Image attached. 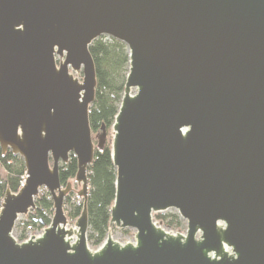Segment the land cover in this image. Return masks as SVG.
Segmentation results:
<instances>
[{
	"label": "water",
	"instance_id": "water-1",
	"mask_svg": "<svg viewBox=\"0 0 264 264\" xmlns=\"http://www.w3.org/2000/svg\"><path fill=\"white\" fill-rule=\"evenodd\" d=\"M102 36L130 56L113 125L111 224L136 240L109 232L93 251L89 48ZM106 140L103 127L99 148ZM0 147L26 167L0 211V264H264V0H0ZM72 156L84 206L68 228L72 183L60 167ZM42 188L51 224L18 242L17 222ZM171 209L186 234L154 220Z\"/></svg>",
	"mask_w": 264,
	"mask_h": 264
},
{
	"label": "trees",
	"instance_id": "trees-1",
	"mask_svg": "<svg viewBox=\"0 0 264 264\" xmlns=\"http://www.w3.org/2000/svg\"><path fill=\"white\" fill-rule=\"evenodd\" d=\"M94 59L97 87L95 100L91 105L89 121L92 134L102 132L105 127L107 140L103 148L95 146V158L88 169L89 194L87 197V213L89 220L88 242L94 247L101 246L109 232L115 228L111 224V209L116 198V168L112 159V143L108 141V132L112 131L120 104L125 92V84L130 68V56L127 46L113 38L102 36L95 40L90 48ZM5 173L1 178L0 172V211L7 190L18 193L22 182L26 179V167L21 156L11 150L4 152L0 147V171ZM78 172L77 159L72 156L68 163L60 167V180L66 186L76 184ZM72 187L67 196L71 211L67 213L69 220L80 217L83 211L84 199L81 203H71L75 194ZM54 215V203L50 193L36 198V209L26 215L28 224L43 229L51 224ZM154 220L173 230H179L180 215L175 213H155ZM20 239L24 241L26 234L22 232Z\"/></svg>",
	"mask_w": 264,
	"mask_h": 264
},
{
	"label": "rangeland",
	"instance_id": "rangeland-1",
	"mask_svg": "<svg viewBox=\"0 0 264 264\" xmlns=\"http://www.w3.org/2000/svg\"><path fill=\"white\" fill-rule=\"evenodd\" d=\"M71 73L76 77L78 78L81 82L83 81V72L80 71V72H76V71H73L71 70ZM102 132L101 131H98L97 133H93V140H94V143H95V146H97V143H98V136L101 134ZM113 138H114V132H113V129L112 131L108 132V141L110 143L113 142ZM1 178H4L5 176V173L1 170ZM72 187L74 188V190L76 191L75 194L72 195V200H71V203H76V204H79L83 201V197H80L78 195L79 191L82 189V185L81 184H78L76 182L75 183H72ZM48 190L46 188H42L41 191H40V194L39 196L41 197L42 195H46L48 194ZM52 199V198H51ZM64 210H65V213L67 215L68 212H70L72 209L69 205V203H67V200H65V204H64ZM177 212L176 210L174 209H171V210H168L166 211L165 213H175ZM178 213V212H177ZM54 216V215H53ZM52 216V218H53ZM78 219V218H77ZM76 220H69V225H68V228H75L76 227ZM180 221H181V225H180V228L179 230H173V229H170V228H166L165 226H162L167 232H170V233H173V234H177V233H181V234H186L187 233V229H188V222L187 220L183 219L182 217L180 218ZM48 227V226H47ZM46 228V227H45ZM44 230V229H43ZM42 230V231H43ZM22 228L20 226V224L18 223L15 227V230H14V233H13V236L14 238L18 241V242H23L20 237H21V234H22ZM135 233L136 231L133 230V229H119L117 227H115L114 229H112L110 231V234L112 235V238L120 243V244H125V243H128V242H131V243H134L135 242ZM103 245V244H102ZM101 245V246H102ZM101 246L99 247H94L91 243H89V247L91 250L95 251L97 249H99Z\"/></svg>",
	"mask_w": 264,
	"mask_h": 264
},
{
	"label": "built area",
	"instance_id": "built-area-1",
	"mask_svg": "<svg viewBox=\"0 0 264 264\" xmlns=\"http://www.w3.org/2000/svg\"><path fill=\"white\" fill-rule=\"evenodd\" d=\"M25 184V180L22 182V187L24 186ZM20 224L21 228H22V231L26 234V239L24 241H27L33 237H40L43 235L44 231H45V228L43 229H38L36 228L34 225L32 224H28L27 222V218L25 216L21 217L17 224ZM43 230V231H42Z\"/></svg>",
	"mask_w": 264,
	"mask_h": 264
}]
</instances>
